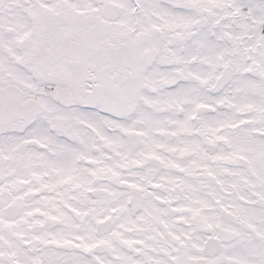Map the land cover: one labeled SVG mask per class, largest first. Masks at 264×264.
<instances>
[{
	"label": "snow or ice",
	"instance_id": "1",
	"mask_svg": "<svg viewBox=\"0 0 264 264\" xmlns=\"http://www.w3.org/2000/svg\"><path fill=\"white\" fill-rule=\"evenodd\" d=\"M0 264H264V0H0Z\"/></svg>",
	"mask_w": 264,
	"mask_h": 264
}]
</instances>
